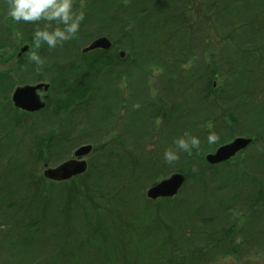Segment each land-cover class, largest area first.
<instances>
[{"label": "trees", "instance_id": "trees-1", "mask_svg": "<svg viewBox=\"0 0 264 264\" xmlns=\"http://www.w3.org/2000/svg\"><path fill=\"white\" fill-rule=\"evenodd\" d=\"M200 2L202 6L206 5L201 12L209 16V27L207 18L193 19L195 10L189 0H74V10L78 11L83 7L85 12L79 34L51 51L46 46L38 50L43 59V73L39 75L33 72L36 65L28 60L29 51L33 47L31 35L36 25L24 22L16 25L28 46L26 54L17 65L18 74L29 67L32 81H47L50 84L48 93L51 95L50 98L47 96L48 103L44 109L28 113L33 125L27 129L19 128V135L26 130L23 137L31 139L35 121L40 126L44 125L46 133H51L57 125L61 129L49 143H44L45 138L33 140V146H37L32 158L26 161L29 155L19 157L18 164L24 162L25 166L28 163L35 165L43 162L42 147L45 144L49 152H52L51 160L54 158L53 150L62 147L60 145L64 147L63 153L68 154L71 152V143L75 145L82 138L89 143L100 144L103 140V132L100 130L107 125L106 120L111 115L116 116L118 105L123 104V115L126 117L120 132L111 142L99 145L96 149L99 155L90 163L89 170L93 169L95 172L99 160L109 157L116 160L115 168L118 170L119 164L124 162L122 169L126 172L134 170L136 174L148 177L151 170L155 169L154 176L161 172L157 171V167L161 166L165 172L163 174L182 172L186 175V182L177 196L149 204L159 210L156 213L147 210L146 215H143L145 228L149 226L147 231L143 235L134 234L127 240L124 234H118V229L114 228L117 222L112 218H116V214L106 212L103 208L92 209L85 204L74 209L68 226L51 227L53 231L35 236L39 229L48 226L45 217L40 218L42 204H38L36 208L25 206L23 217L19 219L21 210L16 201L10 199L2 203L16 189H20V192L34 189L29 181L20 179L19 183L10 184L8 188H0V215L7 227L6 230L0 226V250L3 246L8 248L19 244L22 252L26 253L34 239L41 242L39 244H43L45 239L51 240L53 243L46 244L39 257H51L54 252L55 256L49 258L54 262L59 255L58 239L60 237L64 242L63 236L67 232L70 246L74 247L63 250L60 255L65 251L71 252L86 259L92 257L103 264H206V257H213L217 252L222 256L237 252L239 246L232 235L234 221L220 229L219 222L209 214L220 210L227 213L226 220L229 222L233 219L229 215L231 210L247 206L249 220L246 218L245 231L240 233L242 235L247 233L246 229H255L251 220L258 222L259 219L260 222L264 212V156L255 158L254 154L251 157L248 155L253 152L252 147L257 141L264 148V0ZM2 7L4 8V4ZM253 19L259 20L256 26ZM237 24L241 27H236ZM40 26H43V22ZM208 28L219 31L217 34L220 42L211 40ZM3 30L6 33L9 31ZM1 31L0 34L5 35ZM238 31L242 33L238 35ZM101 35L109 37L129 54L125 53V57L119 59L113 47L108 51H90L87 54L95 53V57L85 59L86 54H80L79 50ZM207 36L209 42L206 43ZM208 53H211V59L206 62L205 55ZM187 63H191V66L185 69L184 65ZM152 68L160 69L155 78V97H151L149 89ZM122 77L128 80L129 94L124 99L120 98V92L116 89V84ZM218 77L224 83L218 84L215 89L213 85ZM17 78L20 84L30 83L21 74ZM12 81L8 75L0 74V95L11 93L14 86ZM56 91L58 94H52ZM85 98L90 100L86 102ZM50 105L53 111L47 112ZM11 111L17 112L18 109L12 107ZM11 114L6 112L5 117H10ZM157 121L160 123L158 126ZM50 122L54 125L51 126ZM207 122L214 125L210 130L204 128ZM79 128L82 130L79 131ZM209 131L220 132L215 144L206 143ZM186 132L201 139V149L199 152L194 149L190 154L179 153L184 162L178 165L184 168L171 169L172 165L163 161L162 152L166 147L174 148L173 139ZM237 135L256 136L253 144L243 151V170L230 161L216 165L204 163L206 154ZM141 143H154V150L149 151L152 160L146 155L141 156L138 147ZM259 153L263 154L264 150ZM55 157L57 158L56 155ZM5 167L2 163L0 173ZM108 168L109 166L103 168L101 172L105 169L109 172ZM109 178L105 181L115 179L112 176ZM240 182L251 187L250 193L243 200L242 194L236 191ZM104 188V184L96 182L92 189L103 192ZM94 195L98 199L99 195ZM205 196L215 200L217 208L201 204ZM239 203L241 206L237 207L236 204ZM121 208L120 205L116 206L115 212ZM205 208L209 217H202L197 213L198 209L201 211ZM33 209L37 210L35 214L39 219L30 217ZM56 210L60 211L59 207ZM101 218H106V224ZM25 229L31 234H24L22 231ZM9 230L12 231L10 234L7 233ZM112 231L119 237L116 238L118 241L107 244L105 240L110 239L108 234L112 237ZM76 236L81 244L72 243ZM260 237H264V229ZM116 245L118 248H111ZM87 247L91 250H87ZM186 248L188 251H185ZM9 253L10 249L3 252L4 261ZM112 254L118 261L115 258L113 260ZM71 257L68 256V259ZM38 262L35 260L27 264ZM19 263L25 264L15 262Z\"/></svg>", "mask_w": 264, "mask_h": 264}, {"label": "rangeland", "instance_id": "rangeland-1", "mask_svg": "<svg viewBox=\"0 0 264 264\" xmlns=\"http://www.w3.org/2000/svg\"><path fill=\"white\" fill-rule=\"evenodd\" d=\"M189 2L193 4L194 10H195V13L193 14L194 15L193 19L196 20L198 18L205 17L207 18L206 21L209 27L210 26L209 16H206L204 13L201 12V9L205 10L206 5L202 6L200 0H189ZM2 5L3 3H0V31L2 30L1 33L5 35L0 34V74L8 75L10 79H13L12 82H14V86L10 94H6L4 96L3 93H1L0 95V161H1L0 166L2 165V163L5 164L6 166L5 168L1 169L0 188H5L7 186H10V184L19 183L20 179H23V181L24 180L29 181V184L34 188L29 192H25V191L20 192V189L19 190L16 189L14 193L11 194V196L5 197L2 203L4 204L10 199L11 201H16V204L18 203V206H17L18 209L21 210L19 213V219L23 217V214L25 212L23 208L25 206H31L32 208L33 207L36 208L38 207V204H42L41 205L42 210L40 211L41 217L40 216L39 217L41 219L42 218L44 219L45 217L46 219L45 221L47 222L48 226H46L47 228L39 229V232L37 234L35 233V236L41 235L43 232L45 233L46 231L47 232L53 231L51 227L52 228H57V227L64 228L68 226V224L72 220V214L75 211L74 209H76L77 207H83L84 204L90 205L92 209L103 208L104 211L106 212L116 214V218L111 217L112 219H115L117 222L114 228L118 229L119 231L118 234H124L127 240L130 239V237L134 234L143 235L147 231V228L149 227L147 225L148 227L145 228L146 227L145 217L143 215H146L147 210L155 211V213H156V210L157 211L159 210V208H154L156 206H150L149 204H153V203L159 202L160 200L164 199V198H159L157 200H151L146 196V192L156 182L169 177L172 174V172L163 174L165 172H163V170L161 169V166H158L157 171H161V172H159L156 176H154L155 175L154 173H156L154 171L155 169L151 170L149 171V175L147 177L145 176V174L144 175L136 174L134 170H131L130 172H126L125 170L122 169V166H123L122 164L125 165L124 162H122V164L121 163L119 164L120 167L118 170L115 168L116 163H117L116 160L113 161V158L107 157V159L105 160L103 159L99 160L100 162L95 172L93 169L90 171L88 168L86 172L79 173L77 175L71 176L68 179L61 180V181H56V180L47 178L45 176V171L47 169L55 168L56 166H59L60 164H62L63 162L67 160L74 159L72 158L73 153L80 146L91 144L92 145L91 152L87 155L86 158H84L85 156L81 157L87 161L88 167H89L90 163L95 161L97 155H99V152L96 153V149L99 147V145L111 142L112 139H114V137L117 135V133L120 132L121 124L124 122V118L126 117V115H123L125 113L122 109L123 104L118 105L117 107L118 113H116V116L113 117L111 115L106 120L107 125L102 130H100L103 132V140L100 142V144L96 142L89 143L87 141H84L82 138L75 145H72L71 143L70 145L71 152H68V154L63 153L62 148L64 147L63 145L59 144L62 147H59L57 145L59 148H56L57 150H53L54 153L52 157L54 158L52 160L50 156L52 152L51 151L49 152V149L47 148L48 146L45 144L42 147L43 162L36 163L35 165L32 163H28V165H25V166H23L24 162H21V164L17 163V160L19 159V157L24 158L26 155H29L26 161H29L32 158L35 146H37V145L33 146V142H32L33 140L38 141L40 140V138H45L43 139L45 141L44 143H49L50 139L54 138L59 133V130L61 129H60V126L57 125L52 129L51 133H48V132L46 133L44 132V128H45L44 125L40 126V123L34 120L35 124L32 128L33 129L32 131L34 132V134L31 135V139H25L23 137L24 132H26V130L23 131V133L19 135V128L23 129L25 127L24 129H27L33 125V122H32V117L29 114L22 112L20 110H18L17 112L11 111V108L13 107V103L11 101V95H12L13 90L16 87L22 86L24 84H37L39 82L40 83H48V82L39 81V80L32 81V78L30 76L31 69L29 67H26L24 72H21V73L19 72L18 74L19 68L17 65L20 64L19 60L21 59V57H23V55L26 54V51L23 52V49L27 44L24 43L25 41H23L21 34L18 32L16 28V25L18 23L12 22L7 16L4 15V12H3L4 8L2 7ZM258 23H259V20L254 21L255 26ZM26 24L31 25V23H26ZM239 25L240 24H237L236 27H241ZM3 29L5 30L9 29L8 33H6V31H4ZM218 32L217 30H214V29H210V30L209 28L207 29L208 35L212 36L211 40H216L214 42H218V41L220 42V38L217 34ZM237 33L238 35H240L239 33H242V32L238 31ZM100 37H107V36L106 35L98 36L94 38L93 40H91L90 42H88L83 48L79 50L80 54L82 55L86 54L84 55L85 59H90V58L92 59L93 57H95L96 54L92 53L88 55L89 54L88 52L83 53L82 50L85 47L89 46L95 39H98ZM208 37L209 36H207V39L205 40L206 43L209 42ZM107 38L110 39L109 37ZM111 42L113 43V46L108 50H111L113 47H115L114 52L117 55V57L121 59L122 56L119 55V53L120 51H123L122 48L116 43H114L112 40ZM96 50L108 51V50H104L101 48H98ZM125 53L126 55L129 54L127 50ZM205 59H206V62L210 61L211 53L206 54ZM191 63L185 64L184 68L186 69L189 66H191ZM33 72L37 73L38 75L43 73L42 66L36 65V67L33 68ZM159 73H160L159 68L151 69V77L149 79V89L151 92V97L156 96L157 90L155 87V78ZM20 74L25 76L30 81V83L28 82V83L20 84L17 78V76L18 75L20 76ZM223 83L224 81L220 77H218L216 78V81L213 86L216 89L218 87V84L222 85ZM127 87H128V80L126 77H122V79L118 81V84H116V89L119 90L120 92L119 95L121 99L122 98L124 99V97H126L129 94ZM52 94H58V91ZM2 95H3V98H2ZM41 95H44L43 97L44 98L46 97V99H47V96L49 98L51 97L48 91L46 93L42 92ZM60 99L61 98H59L58 100L62 101ZM89 100H90L89 98H85L86 102ZM48 110L49 111L47 112L53 111V108L51 105L49 106ZM6 112L12 113L10 117H5L7 116ZM40 113H37V115H39ZM36 122H38V124ZM52 123L53 122H50L49 124L53 126L54 124ZM159 124H160L159 121H157L156 125L158 126ZM213 126L214 125L212 124V122H207L205 123L204 128L210 130ZM80 130L82 129L79 128V131ZM3 133H5V135H3ZM216 134L217 136H219L220 132H217ZM42 135H45V136L42 137ZM241 136L251 137L253 139V142H254V139L256 138L255 135L253 136L237 135L235 137H232L230 141H232L236 137H241ZM114 142H112V145ZM253 142L249 146H251ZM138 147L141 150V156L146 155L152 160V155L149 154V151L154 150V143H146V144L141 143L140 145H138ZM260 150H264V148H262L261 143L257 141L252 147L253 152L248 153L249 157H251L252 154H254L255 158L257 157L260 158L264 156V153L263 154L259 153ZM214 151L210 153H213ZM55 155L57 156V158L55 157ZM205 157L206 155L204 156L203 161L204 163L208 164ZM81 158H79L78 160H82ZM101 160L103 162H101ZM50 161H52V163ZM228 161H230L232 165L240 166V169H242L243 168L242 165L245 161V153L243 151H240ZM183 162H184V159L180 157L170 167H172L171 169L184 168V166L178 165ZM108 166H109L108 168L109 172L106 169L105 171L101 172L102 170H104L103 168H107ZM258 171H260V169ZM30 173H35V175L30 174ZM260 173H263V171H260ZM110 176L114 177L115 179H112L106 182L105 180L110 179L109 178ZM95 179H97V181H95ZM153 180L155 183H153ZM96 182H100L101 184H104L105 188L102 189L103 192L100 191L99 189H95V190L92 189L93 186H95ZM105 183H107V185H105ZM249 188L251 187L250 186L247 187L245 186V184L243 185L240 182V187L236 191H238L240 195L242 194L241 195L242 200L244 199V197H246L250 193L251 189L249 190ZM23 193H26L25 196L20 197ZM94 194L99 195L98 199H95L93 197L95 196ZM202 199L203 200H201V204H204L207 207L210 206L209 208L215 209V207L218 206V203L215 200H212L211 197L209 196H205ZM2 203L0 202L1 207H2ZM119 205L122 206V208L120 210H117V213H116L115 207L116 206L119 207ZM236 205L237 207L241 206L240 203ZM199 206H200V203H199ZM58 207L60 211H57L58 209L55 211V208H58ZM33 210L30 214L31 215L30 217L35 220L39 219L37 218L38 217L37 214H35L37 210L36 209H33ZM246 211H247V206H242L241 208H237L236 210H231V212H229V215H231V218L233 219L229 222L228 220H226L228 217H227V213L225 214V212H222L220 210H215L212 214H209L210 217L215 218L219 222L220 229H224L226 225L234 221L233 223L235 225L233 227L234 230H233L232 235L235 236L236 244H238L239 247L236 253L222 256L220 255L219 252H217L213 257H211V255L209 256L210 258L206 257V260H207L206 264H264V237H260L261 232L264 229V212L261 214L260 222H259V219H258V222H256V220H251L255 229L254 230L246 229L247 233L241 235L240 234L241 231H245V228H246L245 226L246 218L249 220V216L248 214H246ZM197 213L201 214L202 217H209L207 216L209 212L206 208L201 211H199L198 209ZM1 216L2 215H0V226L2 225V228L7 230V227H5V220ZM141 217H144V218L141 220ZM139 218L140 220L138 221L137 219ZM101 220H103V222L106 224L105 222L106 218L105 219L101 218ZM9 231L7 232L8 234L12 232L11 230ZM22 232L24 234L26 233L31 234V232H29L27 229H25ZM257 232L260 234H256ZM65 233L66 235L63 236L65 240L64 242L60 239V237L58 239L59 245H57L58 247L57 251L59 255H60V252H62L63 250L74 247V246L72 247L70 246V240L68 241L67 239L68 234L67 232ZM191 235H194V233H192ZM15 237L17 236L15 235ZM107 237L110 238L109 240H105V243L107 244H109V242H116L118 241L116 238H119L118 236H115L113 231H112V237L110 234H108ZM13 238L14 237H12V239ZM82 240L84 241L85 238H82ZM61 242H63L64 245H62ZM75 242L80 243V241H77V236H76L75 241H72V243H75ZM39 243L41 242H37V239H34L32 243L29 245L30 250H27L26 253L24 251L22 252L21 245L19 244H15L14 246L8 247V248L3 246L2 247L3 250L2 248L0 250V264H9V262L11 264H15V262H25V264H27L28 262H33L35 260L39 261L38 264H42V263L44 264H88L87 262H90L93 264H103L102 262L98 263L97 260L92 257L86 259V257L84 258L83 256L81 257L75 256L73 255V253L66 252V251L62 253V255L60 256L58 255L57 258H55L54 262L53 260L49 259L52 256H55L54 252L51 253V257H47L46 255L45 257H43V259H41L39 257L41 255L40 253L43 250H45L44 248L46 247V244L50 245L53 242H51V240L47 241L45 239L43 244H39ZM87 244L89 245V243ZM114 247L118 248L117 245L111 248H114ZM7 249L8 251L10 249V253L9 255L6 256L5 258L6 260L4 261L3 252ZM87 250H91V249L87 247ZM185 251H188V249L186 248ZM10 254L12 255L10 256ZM68 256L69 257L72 256L71 259H68ZM116 256H118L117 252H116ZM112 258L113 260L115 258V260L118 261L116 259L117 257H115L114 254H112Z\"/></svg>", "mask_w": 264, "mask_h": 264}, {"label": "clouds", "instance_id": "clouds-1", "mask_svg": "<svg viewBox=\"0 0 264 264\" xmlns=\"http://www.w3.org/2000/svg\"><path fill=\"white\" fill-rule=\"evenodd\" d=\"M0 3L4 4V15L12 22L36 25L31 35L33 47L28 60L38 66L43 64L38 50L46 46L51 51L77 37L85 19L83 7L74 10V0H0ZM217 140L214 131L207 133L208 145L215 144ZM172 144L174 148L166 147L162 152V159L168 165L177 161L181 152L190 154L194 149L197 152L201 149V139L187 132L175 137Z\"/></svg>", "mask_w": 264, "mask_h": 264}, {"label": "water", "instance_id": "water-1", "mask_svg": "<svg viewBox=\"0 0 264 264\" xmlns=\"http://www.w3.org/2000/svg\"><path fill=\"white\" fill-rule=\"evenodd\" d=\"M112 46L113 43L110 39L107 37H100L95 39L89 46L85 47L82 52H90L98 48L108 50ZM27 50L28 46H25L23 52ZM124 54L125 52L123 51L120 53L122 57ZM49 87V83L25 84L16 87L12 93L14 106L27 112H36L43 109L46 106V103L42 100L39 92H47ZM252 142L253 139L251 137H236L232 141L218 147L213 153H208L205 159L209 165L226 162L240 151L245 150ZM91 150L92 145L90 144L79 147L74 152V159L65 161L55 168L47 169L45 171V176L56 181H61L85 172L87 170V162L83 159H78L88 155ZM185 182V174L180 172L172 173L169 177L153 184L147 190L146 196L151 200L173 198L179 194Z\"/></svg>", "mask_w": 264, "mask_h": 264}]
</instances>
